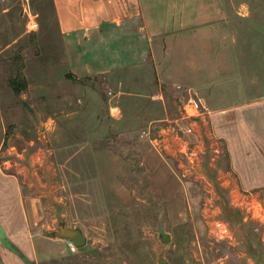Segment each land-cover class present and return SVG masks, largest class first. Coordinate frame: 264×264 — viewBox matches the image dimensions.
<instances>
[{
    "label": "rangeland",
    "instance_id": "374dc122",
    "mask_svg": "<svg viewBox=\"0 0 264 264\" xmlns=\"http://www.w3.org/2000/svg\"><path fill=\"white\" fill-rule=\"evenodd\" d=\"M226 5L227 39L214 38V28L195 45L214 60L223 47L227 80L242 74L259 101L264 0ZM57 37L52 0H0V169L33 204L37 246L57 255L42 264H264V183L242 181L209 117L206 88L152 82L150 69L147 85L122 88L70 77L54 53ZM19 70L27 88L16 94L10 84ZM236 90L222 87L229 100ZM190 96L206 110L195 133L181 119ZM226 123L230 131L237 125ZM61 226L81 228L86 245L72 252L56 235Z\"/></svg>",
    "mask_w": 264,
    "mask_h": 264
},
{
    "label": "crops",
    "instance_id": "0c3cea01",
    "mask_svg": "<svg viewBox=\"0 0 264 264\" xmlns=\"http://www.w3.org/2000/svg\"><path fill=\"white\" fill-rule=\"evenodd\" d=\"M52 2L59 40L54 53L67 64L70 77H103L122 88L135 86L136 82L147 85L145 73L150 69L154 73L152 82L156 77L161 85L206 88L203 93L209 117L216 120V131L226 135L242 181L264 183V97L257 101L248 96L242 74L227 80L225 72L231 68L225 57L220 58L223 47L216 51L219 59L214 60L206 57L211 52L195 45L196 39L205 38L214 28H218L214 38L227 39L226 0ZM210 60L215 64L207 67ZM231 67L236 74L242 70L237 53ZM205 71L216 73L211 78L212 74H207V81ZM124 73L125 78L119 77ZM199 75L205 80L196 81ZM228 84L239 89L234 100L222 91ZM230 119L237 123L232 131L225 128ZM34 217L33 204L28 206L18 179L0 169V264H42L46 257L56 259L45 244L38 248Z\"/></svg>",
    "mask_w": 264,
    "mask_h": 264
},
{
    "label": "built area",
    "instance_id": "2783aa9c",
    "mask_svg": "<svg viewBox=\"0 0 264 264\" xmlns=\"http://www.w3.org/2000/svg\"><path fill=\"white\" fill-rule=\"evenodd\" d=\"M205 111V106L199 97L190 96V98L184 102L181 119L189 122L185 129L186 133L196 132V122L199 121V118L202 117ZM69 246L72 252L78 250V247L75 246L72 241L69 242Z\"/></svg>",
    "mask_w": 264,
    "mask_h": 264
},
{
    "label": "water",
    "instance_id": "95a60500",
    "mask_svg": "<svg viewBox=\"0 0 264 264\" xmlns=\"http://www.w3.org/2000/svg\"><path fill=\"white\" fill-rule=\"evenodd\" d=\"M60 238L70 240L78 248H82L87 243V238L81 228H69L66 226H61L60 231L56 233ZM164 259H160L159 263H166Z\"/></svg>",
    "mask_w": 264,
    "mask_h": 264
},
{
    "label": "trees",
    "instance_id": "16d2710c",
    "mask_svg": "<svg viewBox=\"0 0 264 264\" xmlns=\"http://www.w3.org/2000/svg\"><path fill=\"white\" fill-rule=\"evenodd\" d=\"M10 85L16 94H21L26 90L27 81L20 70L18 72V75L11 81Z\"/></svg>",
    "mask_w": 264,
    "mask_h": 264
}]
</instances>
